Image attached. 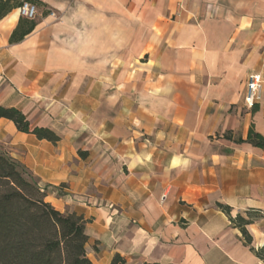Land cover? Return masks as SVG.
<instances>
[{"label": "crops", "instance_id": "crops-1", "mask_svg": "<svg viewBox=\"0 0 264 264\" xmlns=\"http://www.w3.org/2000/svg\"><path fill=\"white\" fill-rule=\"evenodd\" d=\"M37 1L20 43L0 21V106L60 140L0 118V151L87 220L93 264H264V149L225 138L264 136V0ZM218 204L261 213L251 246Z\"/></svg>", "mask_w": 264, "mask_h": 264}, {"label": "trees", "instance_id": "trees-1", "mask_svg": "<svg viewBox=\"0 0 264 264\" xmlns=\"http://www.w3.org/2000/svg\"><path fill=\"white\" fill-rule=\"evenodd\" d=\"M24 2L39 4L37 0H0V21ZM49 12H45L47 16ZM37 26L36 20L21 17L10 43L16 44L30 35ZM0 118L13 122L19 132L35 135L39 140L56 144L60 137L47 128L32 127L27 116L16 108L0 106ZM225 138L237 144L248 143L264 149V136L252 126L246 140ZM48 194L28 175L24 166L0 151V264H93L87 254L89 237L87 220L76 213H62L46 201ZM218 208L230 217L238 227L248 246L252 237L247 226L263 216L249 211L248 217H231V208L218 204ZM252 251L264 260V247ZM110 264H126L117 255Z\"/></svg>", "mask_w": 264, "mask_h": 264}, {"label": "built area", "instance_id": "built-area-1", "mask_svg": "<svg viewBox=\"0 0 264 264\" xmlns=\"http://www.w3.org/2000/svg\"><path fill=\"white\" fill-rule=\"evenodd\" d=\"M19 15L28 20L38 17V8L31 2H24L18 9ZM264 79L261 74H252L247 80L246 103L249 108H254L262 100ZM45 190V188H42Z\"/></svg>", "mask_w": 264, "mask_h": 264}, {"label": "rangeland", "instance_id": "rangeland-1", "mask_svg": "<svg viewBox=\"0 0 264 264\" xmlns=\"http://www.w3.org/2000/svg\"><path fill=\"white\" fill-rule=\"evenodd\" d=\"M36 6H37V8H38V17H37V20L39 19V15H40V13L42 12V9H41V7L39 6V5H37V4H35ZM28 173V175L29 176H31L30 175V173L29 172H27ZM32 177V176H31ZM45 188V190L47 191V194L48 195H54V194H59V193H57V191H55L54 189H48L47 187H44Z\"/></svg>", "mask_w": 264, "mask_h": 264}]
</instances>
